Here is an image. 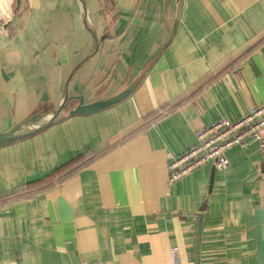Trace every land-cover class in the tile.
<instances>
[{"label": "crops", "instance_id": "obj_1", "mask_svg": "<svg viewBox=\"0 0 264 264\" xmlns=\"http://www.w3.org/2000/svg\"><path fill=\"white\" fill-rule=\"evenodd\" d=\"M1 24L0 131L66 89L132 91L0 148V264H174V246L177 264H264L255 141L168 172L197 129L264 102V0H0Z\"/></svg>", "mask_w": 264, "mask_h": 264}, {"label": "built area", "instance_id": "obj_2", "mask_svg": "<svg viewBox=\"0 0 264 264\" xmlns=\"http://www.w3.org/2000/svg\"><path fill=\"white\" fill-rule=\"evenodd\" d=\"M249 140L257 143L264 163V102L252 106L237 118L221 117L197 129L195 144L169 161V181L175 182L208 163L226 169L229 164L227 150L234 146L244 147ZM177 250V246L170 250L174 264L179 262Z\"/></svg>", "mask_w": 264, "mask_h": 264}, {"label": "water", "instance_id": "obj_3", "mask_svg": "<svg viewBox=\"0 0 264 264\" xmlns=\"http://www.w3.org/2000/svg\"><path fill=\"white\" fill-rule=\"evenodd\" d=\"M5 25L6 24H1L0 26L5 28ZM131 91L132 87L128 86L109 96L96 98L95 100L84 103L81 101L80 96L69 95L66 89L61 101L53 112L46 114H31L22 121L12 124L5 130L0 131V148L42 131L64 116L92 114L107 108L122 101ZM199 241L200 225H198L197 237L195 240L197 262L199 258Z\"/></svg>", "mask_w": 264, "mask_h": 264}]
</instances>
